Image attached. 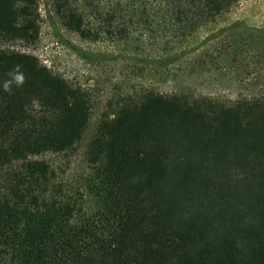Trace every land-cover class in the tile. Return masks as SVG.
Returning <instances> with one entry per match:
<instances>
[{"label": "trees", "instance_id": "trees-1", "mask_svg": "<svg viewBox=\"0 0 264 264\" xmlns=\"http://www.w3.org/2000/svg\"><path fill=\"white\" fill-rule=\"evenodd\" d=\"M234 1L51 6L80 39L148 46L163 67ZM39 29L38 0H0V44H33ZM91 110L37 56L0 48V264H264V95L118 94L68 186L38 156L72 149Z\"/></svg>", "mask_w": 264, "mask_h": 264}, {"label": "rangeland", "instance_id": "rangeland-1", "mask_svg": "<svg viewBox=\"0 0 264 264\" xmlns=\"http://www.w3.org/2000/svg\"><path fill=\"white\" fill-rule=\"evenodd\" d=\"M38 12L35 43L16 41L0 48L34 54L91 98L90 120L82 139L70 150L38 156L56 169L65 185L79 184L88 140L118 94L146 86L225 101L264 95V31L253 30L264 28V0L234 1L178 45L176 59L163 67L148 61L160 55L148 46L80 39L60 24L51 0H38ZM136 34L144 38L140 31Z\"/></svg>", "mask_w": 264, "mask_h": 264}]
</instances>
